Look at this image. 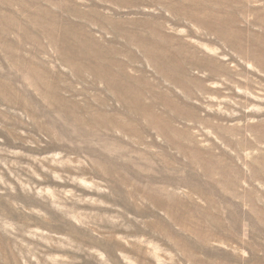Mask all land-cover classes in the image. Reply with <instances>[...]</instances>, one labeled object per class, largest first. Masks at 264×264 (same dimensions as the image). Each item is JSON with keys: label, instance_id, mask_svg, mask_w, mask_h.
Masks as SVG:
<instances>
[{"label": "rangeland", "instance_id": "1", "mask_svg": "<svg viewBox=\"0 0 264 264\" xmlns=\"http://www.w3.org/2000/svg\"><path fill=\"white\" fill-rule=\"evenodd\" d=\"M0 264H264V0H0Z\"/></svg>", "mask_w": 264, "mask_h": 264}]
</instances>
